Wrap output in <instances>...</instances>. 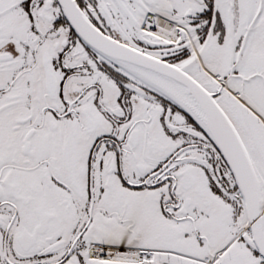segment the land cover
Instances as JSON below:
<instances>
[{
    "label": "snow or ice",
    "instance_id": "snow-or-ice-1",
    "mask_svg": "<svg viewBox=\"0 0 264 264\" xmlns=\"http://www.w3.org/2000/svg\"><path fill=\"white\" fill-rule=\"evenodd\" d=\"M0 264H264V0H0Z\"/></svg>",
    "mask_w": 264,
    "mask_h": 264
}]
</instances>
